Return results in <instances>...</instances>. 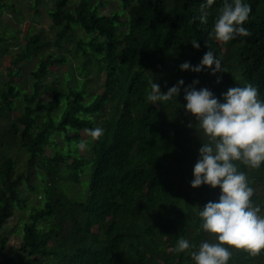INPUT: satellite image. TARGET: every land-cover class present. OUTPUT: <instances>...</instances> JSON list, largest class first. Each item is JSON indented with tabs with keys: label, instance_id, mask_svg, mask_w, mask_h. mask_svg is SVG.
<instances>
[{
	"label": "trees",
	"instance_id": "obj_1",
	"mask_svg": "<svg viewBox=\"0 0 264 264\" xmlns=\"http://www.w3.org/2000/svg\"><path fill=\"white\" fill-rule=\"evenodd\" d=\"M48 1L32 8H45L54 38L30 23L20 46L0 25V264H194L177 240L216 242L197 209L221 190L191 186L206 138L188 127L184 88L198 80L224 102L229 88L252 83L264 99V0H243L250 35L228 43L210 38L223 0L206 24L196 19L204 0H118L105 13L109 0ZM7 11L24 22L13 0H0V18ZM206 45L226 72L181 70L199 65ZM181 79L178 97L146 100L150 80L166 93ZM95 127L103 136H84ZM240 168L264 215V165ZM228 264H264V252L232 249Z\"/></svg>",
	"mask_w": 264,
	"mask_h": 264
},
{
	"label": "clouds",
	"instance_id": "obj_2",
	"mask_svg": "<svg viewBox=\"0 0 264 264\" xmlns=\"http://www.w3.org/2000/svg\"><path fill=\"white\" fill-rule=\"evenodd\" d=\"M214 2L204 0L201 3L200 15L196 18L200 23L208 22L209 9ZM250 12V6L243 0H223L210 38L228 43L238 36L250 35L243 26ZM191 44L200 48L198 40L193 39ZM206 46L209 50L199 65L184 62L180 65L181 70L199 73L207 67L212 70V75L226 72L222 58ZM184 83L181 79L164 93L159 83L150 80L146 100L153 105L171 101L180 95ZM198 83V80L193 81V86L184 88L186 104L182 107L195 117V123H189L188 127H194L206 138L199 149L191 186L208 185L221 190L218 201H209L197 209L200 227L204 232L214 234L216 242L205 241L197 248L187 238L180 237L175 251L183 253L194 249L190 252L194 264H228L232 249L243 250L252 257L264 252L262 207L253 201L255 190L250 186L247 173L240 168L243 165L248 169H260L264 165V99L260 98L258 87L247 83L244 87H231L222 93L224 102H221L207 87L197 90L194 85ZM217 83H220L219 77ZM103 134L101 127L87 130L92 140H98ZM77 147L84 150L86 144L81 141Z\"/></svg>",
	"mask_w": 264,
	"mask_h": 264
},
{
	"label": "rangeland",
	"instance_id": "obj_3",
	"mask_svg": "<svg viewBox=\"0 0 264 264\" xmlns=\"http://www.w3.org/2000/svg\"><path fill=\"white\" fill-rule=\"evenodd\" d=\"M8 1V0H6ZM34 0H13L14 5L16 8L23 13V16L25 18L24 22H18L17 15H14L11 13V11H7V13H4L1 15L0 18V25L2 26L3 30L5 28H13L17 33L14 36L22 46L23 41L25 40V30L27 27V24L32 23V25L35 26V33L44 30L48 35H50L52 38L55 37V33L52 31V25L51 21L46 14L45 8L41 6V4L37 5L35 9L32 8ZM44 2H48L49 6H52V3L48 0H42ZM74 4L71 3V6L77 5L79 2L78 0H73ZM110 4L109 6L105 7L102 12H111L113 8L118 6V0H109ZM78 2V3H77ZM77 3V4H76ZM36 9L40 11V14H36ZM14 41V39H13ZM20 46H15L16 50L20 48ZM13 47V45H12ZM18 47V48H17ZM6 73V70H5ZM49 79V78H48ZM85 137H88L87 134L84 135ZM21 239L18 235H12L11 245H19Z\"/></svg>",
	"mask_w": 264,
	"mask_h": 264
}]
</instances>
